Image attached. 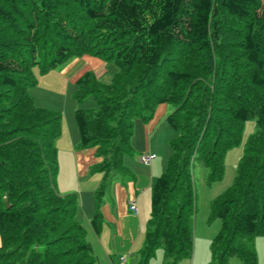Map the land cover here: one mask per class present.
Segmentation results:
<instances>
[{"label":"trees","instance_id":"trees-1","mask_svg":"<svg viewBox=\"0 0 264 264\" xmlns=\"http://www.w3.org/2000/svg\"><path fill=\"white\" fill-rule=\"evenodd\" d=\"M91 54L114 60L108 82L88 70L75 98L78 148H94L102 173L95 192L94 231L103 223L102 195L131 173L135 120L157 106L177 135L163 173L151 183V211L139 264L161 248V264L193 252L196 162L221 179L226 153L256 120L233 182L210 204L221 227L209 264H258L264 235V0H0V264H97L78 219L79 195L56 186L60 111L35 103V73ZM129 177H132L131 174Z\"/></svg>","mask_w":264,"mask_h":264},{"label":"crops","instance_id":"crops-1","mask_svg":"<svg viewBox=\"0 0 264 264\" xmlns=\"http://www.w3.org/2000/svg\"><path fill=\"white\" fill-rule=\"evenodd\" d=\"M94 62H97L98 65L101 64L99 60L83 55L82 57L70 59L57 69L62 77H66L75 83L81 74L85 71L93 70L97 66L93 65ZM169 111L170 106L166 103H161L157 106L152 119L148 122H143L141 119L135 120L132 137L133 153L125 155V158H123V163L131 171L132 177H129L126 183H121L119 180L112 183L114 185V198H111L112 201L110 203H104V201L101 203L103 223L99 232L93 230L90 219L95 212V192L102 178V173L96 172L89 174L90 176H88V173L100 158L97 157L94 148H75L79 143V133L74 135V130H70V137L68 134L66 136L63 134L59 140L58 147L62 144L67 147V154H70L66 157L68 161L65 166L70 164V167L72 166L76 170L75 181H77L79 188L78 191L70 190V187L75 185L71 184V178L64 172V176H61V178L59 176V180L57 179L59 191L62 193H78L80 207L78 208L77 217L87 227V239L91 243L93 252L97 257V264H117L118 262L128 264L126 255L131 259V264H139V250L144 244L145 232L150 218L151 183L154 177L162 174L165 156L170 154L168 148L167 150L165 149V146H167L165 140H170L174 136V133L169 130V132H165L167 133V139L161 136L159 137L160 140L154 142L157 131L159 129L163 130L162 127L165 126L164 120ZM157 150L164 153H160ZM232 151L233 149L228 152L227 157ZM149 152L156 155L161 154L159 156L163 159L160 161L157 156L150 164L142 163L140 161L141 154ZM167 153L168 155H166ZM65 169L68 168L65 167ZM90 180L95 182H89ZM86 183L93 184V190L81 187ZM86 194H91V198L87 199V210H85L83 202ZM132 200L137 203V213H134L129 208V203ZM196 219L192 255L190 258L181 259L176 264H209L211 262V242L217 235L221 223L214 224L216 222L215 219L209 221V212L205 213L203 219H200V223L198 218ZM255 247L258 254V264H264V235L255 239ZM162 253V260H154L158 257L156 253L155 258L153 260L151 258L149 264H161L164 260L163 250ZM229 263L243 264L237 257H231Z\"/></svg>","mask_w":264,"mask_h":264},{"label":"rangeland","instance_id":"rangeland-1","mask_svg":"<svg viewBox=\"0 0 264 264\" xmlns=\"http://www.w3.org/2000/svg\"><path fill=\"white\" fill-rule=\"evenodd\" d=\"M86 55L90 56L91 58H94L95 60H99L101 62L100 65H98L97 62H94L93 65H97V66H95V68L91 71H93L97 76H100L104 82L110 81L113 74L118 69V66L114 62V60L107 61L102 56L91 55V54H86ZM35 73L38 78V82L31 89V94L34 97L35 103L39 106H43V107H47L50 109L60 111L62 115L61 123H62L63 132H61V135L57 140V147H58V144L60 142L59 140L63 136V134L64 136L68 134V136L70 137L71 136L70 130H74V135L78 133L77 124H76L75 116H74L75 109L78 107L88 108V109L94 108L97 106V102L92 95H89L86 98H83L81 100L76 99L75 91H76L77 85L71 82L66 77L65 78L62 77L59 74L58 69L50 70L49 72L45 74H39V71L36 68ZM171 111H172V107L170 106L169 113ZM162 128L164 131L160 129L159 131H157V134L155 135V138H154V142H156L157 140H160L159 137L161 136H164V139H167V133L165 132L167 131L169 132L170 130L171 132L174 133V136L170 140L169 139L165 140V143L167 144V146H165V149L167 150L168 148L169 153H171L170 142L172 139H174V137H176L177 133L175 129L172 126H170L168 122L166 121H165V126ZM255 130H256V120L254 118H250L246 120L244 127H243V140L238 146H235L234 148H232L233 151L232 153L231 152L229 153L228 157H227V154L230 150L226 153L225 171L221 179H218L215 181H209L208 180L209 168L198 162L195 163L194 168H193V177H194L195 189L197 193V198H196L197 212L195 215V221L197 220L196 218H198V222L199 223L201 222L200 219L201 218L203 219V216L205 215V213L210 212V204H211L212 199L216 197L217 195L221 194L222 192H224L225 189L229 187L231 183L233 182L234 177L237 173V168H236L237 164L244 151L245 141L251 133L255 132ZM75 148H78V146ZM157 151L160 152V150H157ZM67 152H68L67 147L63 146L62 144L60 147H58L59 168H58L57 179L59 176L60 178L61 176L63 177L64 172H65L71 178V181H70L71 184L75 185V186H71L70 190L78 191L79 188L77 186V181H75L76 170L73 169L74 167L72 166L70 167V164H67L65 166V163H67L68 161L66 157L70 155V154H67ZM236 152H238V154H236ZM160 153H164V152H160ZM152 154H155V153H152ZM159 155L161 154H158L156 156H158V158L161 161V159L163 158H161ZM166 155H168V153ZM167 159H168V156H165L164 170L166 167ZM65 167H67L68 169H65ZM89 174H93V173L90 171L88 173V176H90ZM130 174L125 175L123 177L119 173L114 178L115 180L113 182H115L116 180H119L121 183H126V181L129 180ZM57 179H56V182H57L56 186H57V189L59 190ZM89 182H95V181L90 180ZM113 186L114 185L111 184V186H109L106 192L102 195V201H104V203L105 202L110 203L112 201L111 198H114ZM81 187L83 189L93 190L94 185L91 183H86V184H83ZM91 194L90 195L86 194L84 197L83 202H84L85 210H87L88 208L87 199L91 198ZM150 196H151V193H150ZM79 207H80V202H79ZM215 221L216 222L214 224L220 222L219 219L217 218L215 219ZM155 252L157 253V256H158L156 259H154L156 256ZM155 252H154L155 255H153L154 257L152 258V260L153 259L156 261H158V259L162 260V254H163L162 249L159 248ZM126 257L128 259V264H131V259L129 258V256L126 255ZM121 263L124 264L125 262H118L117 264H121Z\"/></svg>","mask_w":264,"mask_h":264},{"label":"built area","instance_id":"built-area-1","mask_svg":"<svg viewBox=\"0 0 264 264\" xmlns=\"http://www.w3.org/2000/svg\"><path fill=\"white\" fill-rule=\"evenodd\" d=\"M157 156L155 154L152 153H144L141 154L140 156V161L144 164H150L152 162L153 159H155ZM129 208L131 211H133L134 213L138 212V207H137V203L136 201L132 200L129 203ZM122 260H124V258H122Z\"/></svg>","mask_w":264,"mask_h":264}]
</instances>
